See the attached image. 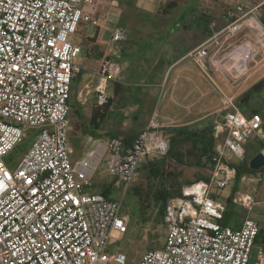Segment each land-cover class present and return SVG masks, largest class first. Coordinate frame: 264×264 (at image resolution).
Masks as SVG:
<instances>
[{"label":"built area","instance_id":"obj_1","mask_svg":"<svg viewBox=\"0 0 264 264\" xmlns=\"http://www.w3.org/2000/svg\"><path fill=\"white\" fill-rule=\"evenodd\" d=\"M98 1L0 0V264H132L125 252L110 250L113 237L127 227L122 201L90 188L107 160L126 190L142 162L165 155L170 144L152 119L130 144L110 136L72 159V83L84 70L75 36L82 23L106 21L93 17ZM216 1L214 16H225L228 23L189 54L206 72L210 64L220 67L231 84H241L264 60L257 59L264 54V37L258 34L264 24L257 14L264 0L254 5ZM245 27L229 56L213 58L208 43L220 49L222 39ZM127 38L124 25L114 27L112 41ZM120 69L118 60H101L96 104L109 101L107 83ZM214 83L223 113L214 121L215 151L204 158L208 179L186 183L185 195L168 198L165 242L145 251L136 264H249L254 247L255 264H264V167H250L251 157L264 153V146L259 150L258 143L248 156L247 144L264 141V117L245 114L236 97ZM28 136L31 146L13 163L11 153ZM229 199L246 212L237 219L239 226L223 222Z\"/></svg>","mask_w":264,"mask_h":264},{"label":"crops","instance_id":"obj_2","mask_svg":"<svg viewBox=\"0 0 264 264\" xmlns=\"http://www.w3.org/2000/svg\"><path fill=\"white\" fill-rule=\"evenodd\" d=\"M236 1L254 5L260 0ZM167 4L173 7L164 10ZM167 4L157 12L148 11V14L132 16L127 14L129 18H123L127 4L115 5L111 0H99L92 14L94 18L106 19V21L101 25L88 23L96 25L94 32L85 25L87 23H82L84 32L81 54L87 62H81L84 70L73 80L71 106L79 105V103L87 105L89 102L94 105L96 103L94 90L101 81L97 74L101 60L106 56L118 60L121 69L115 79L107 83L111 101L102 126L104 134L108 137L118 135L124 139L125 143L127 141L131 143L152 119L158 125L156 130L164 134L163 130L167 127L186 125L205 118H212L213 121L220 118V113H223L221 91L213 86L214 92L209 97L206 91V73L209 79L219 84L223 91L235 97L238 96L237 91L232 93L233 91L224 88L225 83L235 88L226 73L211 64L206 72L189 54L192 49L207 45L208 39L228 23L225 16H214L218 2L216 0H170ZM179 5H187V15L185 13L171 15ZM85 10L89 11L90 7L86 6ZM113 11H116V16L111 19ZM263 11L264 5L257 13L259 17ZM202 13L212 15V22L205 25L204 22L201 23V18L206 17V15L203 17ZM171 23L174 25L170 27ZM119 24L128 27V38L123 42H114L112 41L113 29ZM208 31H212L213 34L207 35ZM246 31H248L247 27L229 40L222 39L220 49L215 43H208L211 51L212 48H216L212 53L213 58L221 57L222 59L223 56L220 55L219 50L230 49L231 45L237 43ZM98 50L102 53L101 57L97 56ZM262 68H264L263 63L255 69V72ZM252 76L241 84L247 83ZM260 80L251 81L245 90ZM77 82L80 85L73 93V85ZM88 91L90 94L88 93L87 101L82 103L81 97ZM252 141L253 139L249 140L247 144L254 153L259 142L255 144ZM150 158L152 157H148ZM72 159L77 161L80 157H76L73 152ZM109 185L114 188L116 183L110 182L97 187L95 185L90 190L101 192L104 186ZM127 232H133V229Z\"/></svg>","mask_w":264,"mask_h":264},{"label":"rangeland","instance_id":"obj_3","mask_svg":"<svg viewBox=\"0 0 264 264\" xmlns=\"http://www.w3.org/2000/svg\"><path fill=\"white\" fill-rule=\"evenodd\" d=\"M129 1H131L134 4L133 7L128 5ZM168 2H170V0H122L123 4H127V9H125V12H124L125 16L123 18L125 17L129 18L127 14H130V16H132V15L143 14V13L148 14V11L157 12V10L163 7V5L165 6V4H167ZM135 5L147 11L146 12L142 11L143 12L142 13L140 10H143V9L135 10ZM184 13L185 15H187L188 13L187 5H182V6L179 5L177 10L172 11L171 15H181ZM115 16H116V11H113L111 13L110 18L112 19ZM175 17H178V16H175ZM123 24L125 25V23ZM85 25L89 27L91 32H94L96 30V25H92L88 23ZM173 25L174 24L171 23L170 27ZM83 32H84V26L83 24H80L79 30L75 36V40L79 44L83 43V37H82ZM258 34L260 35L261 38L264 37V33L261 30H258ZM234 44L236 45L237 43H234ZM215 49L212 48L211 53H213ZM233 50H234V47L231 45L230 49L228 48L222 51L219 50V52H220V55H222L223 57H227ZM262 56H264V54L258 56L257 59L260 60ZM219 59H221V57H219ZM79 61L84 62V63L87 62L83 54L79 55ZM262 63L264 64V60H261L258 66L251 69V72H253ZM263 74H264V68L259 69L257 72H254L253 76L251 77V80H249L247 83L234 85L235 88L231 87V85L228 83H225V85L224 84L222 85H224L225 89H228L231 92L233 91L232 93L237 91L236 95H240L241 92L250 85L251 81L258 80V79L260 80L264 78ZM209 78L210 77L206 73V91L209 97H211L214 92L212 88L213 86H215V84ZM79 85L80 84H78V82L73 85V93L74 91H77L76 89L79 87ZM73 97H74V94H73ZM263 101H264V91L262 92L258 100L255 102V105L258 106V104L262 103ZM94 105H92V102H89V104L87 105L86 104L81 105L80 103L79 105H77V106H80L82 109V113H81L82 119H79V117L77 116V113L74 110H71V116H70L71 118V138H70L71 150H72V153L73 152L75 153L76 157L82 158L88 150L96 147L99 141H104V142L107 141L108 136L104 134L103 126H101V129L96 130V134L93 135V138L91 139V141L88 142V136L91 135V133H87L84 127L87 126L88 128H90L89 119L91 118L92 109ZM219 116L221 117L222 113H220ZM32 142H33V138L31 136H28L20 145H18V147L11 153V156L14 158L13 163H17L21 159V157L27 152V150L31 146ZM257 142L258 140L256 138H254L252 141V143H255V144ZM248 154L250 156L253 155V149L250 146H248ZM195 172H196L195 169H192V168L187 169L186 179L192 178ZM117 179L118 178L115 177V175H113L110 172L108 161L104 160L98 167L97 172L95 173L94 186L95 185H96L95 187H97V185L102 186V184H107L110 182H113L115 184ZM163 182H164L163 176L148 177V171L143 169V167H140V169L137 171L134 177V180L131 182L129 188L125 190V186L122 183H118V184L116 183L114 187L115 194L113 195V198L119 201H122L123 215L126 218L127 227L123 231V233L118 234L113 237L112 244H111L112 246L110 247V250H120V251L125 252L128 256L129 263H132V264L138 263L141 259L142 254L145 251L150 250V249L160 248L163 246L165 242L166 225L164 223V219L162 218L158 219L157 217L158 208L154 204V199H153L156 190L158 189V187H160L161 183ZM134 187L142 190V193H143L142 196L139 197L136 194ZM144 211L146 212V214L142 215ZM240 216H241L240 218L242 219L243 217L246 216V212L242 211ZM129 229L130 230L133 229V232L128 233L127 231ZM257 253H258V247H254L252 254H251L249 264H255Z\"/></svg>","mask_w":264,"mask_h":264},{"label":"trees","instance_id":"obj_4","mask_svg":"<svg viewBox=\"0 0 264 264\" xmlns=\"http://www.w3.org/2000/svg\"><path fill=\"white\" fill-rule=\"evenodd\" d=\"M128 5L133 7L134 4L129 1ZM172 7L173 6L171 4H167L164 7V10H168ZM139 9L142 8L135 5V10ZM140 11L146 12L144 10ZM204 15H206V17L201 18V23L204 22V25L206 23H211L213 16L202 13L203 17ZM260 19L264 24V11L262 12ZM203 31L206 33L205 29ZM212 34V31L207 32V35ZM97 56H102V53L99 50L97 51ZM263 91L264 78L238 95L236 97V103L245 114L249 116L262 114V116L264 117V101L262 103H259L258 106L255 105V102L261 96ZM110 101L111 100L109 99V101L103 105L95 103L92 109L91 118L89 119L90 128H88L87 126L84 127L87 133L95 135L96 130L101 129ZM72 107V110L77 113L79 119H82L81 107L77 106L76 104ZM163 131L170 144L168 152L165 155L154 156L150 159L146 158L140 165V167H143V169L148 171V177H164V182L161 183L160 187H158L153 198L154 204L158 208V219H164L165 206L169 197L185 195L183 192L184 184L208 179L209 167L208 164L204 161V158L211 155L215 151L216 147V139L213 135L214 121L212 118H205L186 125L167 127ZM129 143L130 142L127 141V144ZM259 146L260 148L258 149L260 150L264 146V141H259ZM189 168L195 169L196 172L193 174L192 178L186 179V170ZM247 169L250 170V168ZM114 190L115 188H112L109 185L104 186V189L101 192L106 197L113 198ZM134 190L139 197L142 196L143 193L141 189H137L134 187ZM241 213L242 210H240L239 207H236L231 202V199H229L228 208L225 213L223 222L225 224L239 226L240 224L237 219L240 217ZM145 214L146 212L144 211L142 215Z\"/></svg>","mask_w":264,"mask_h":264},{"label":"water","instance_id":"obj_5","mask_svg":"<svg viewBox=\"0 0 264 264\" xmlns=\"http://www.w3.org/2000/svg\"><path fill=\"white\" fill-rule=\"evenodd\" d=\"M250 167L252 169H261L262 167H264V153L263 152H259L256 155L251 157Z\"/></svg>","mask_w":264,"mask_h":264}]
</instances>
